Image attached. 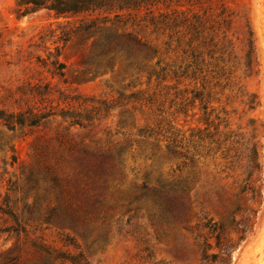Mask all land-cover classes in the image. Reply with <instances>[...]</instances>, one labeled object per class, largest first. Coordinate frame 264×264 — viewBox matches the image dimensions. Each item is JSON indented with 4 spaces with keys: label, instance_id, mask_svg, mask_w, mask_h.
<instances>
[{
    "label": "rangeland",
    "instance_id": "374dc122",
    "mask_svg": "<svg viewBox=\"0 0 264 264\" xmlns=\"http://www.w3.org/2000/svg\"><path fill=\"white\" fill-rule=\"evenodd\" d=\"M215 233L264 264V0H0V264H207Z\"/></svg>",
    "mask_w": 264,
    "mask_h": 264
},
{
    "label": "trees",
    "instance_id": "16d2710c",
    "mask_svg": "<svg viewBox=\"0 0 264 264\" xmlns=\"http://www.w3.org/2000/svg\"><path fill=\"white\" fill-rule=\"evenodd\" d=\"M154 0H18L19 4L25 6L28 11H34L40 7H45L54 10L57 14L77 13L80 11L94 10V9H111L113 7L123 8L138 5L141 2ZM18 123H24L22 114H17ZM30 123L36 122V119L31 117L28 119ZM215 228L210 230L214 232ZM215 246L218 248V253H210L204 255L203 259L207 264H230L231 253L238 242L232 243L231 240L222 242L219 239L218 233L214 234ZM238 240H241L239 238Z\"/></svg>",
    "mask_w": 264,
    "mask_h": 264
}]
</instances>
